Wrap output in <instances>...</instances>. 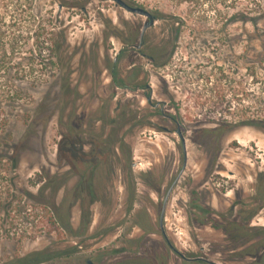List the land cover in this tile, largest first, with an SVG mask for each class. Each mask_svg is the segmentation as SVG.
Wrapping results in <instances>:
<instances>
[{"label": "rangeland", "instance_id": "1", "mask_svg": "<svg viewBox=\"0 0 264 264\" xmlns=\"http://www.w3.org/2000/svg\"><path fill=\"white\" fill-rule=\"evenodd\" d=\"M125 1L157 16L146 36L156 60L127 47L116 64L135 90L115 86L112 70L145 16L112 0H0V60L14 68L0 72V264L38 250L62 256L41 264H183L159 225L176 180L164 219L171 242L246 264L231 258L221 230L193 225L189 201L206 191L203 202L225 212L264 187V0ZM37 36L43 62L31 74ZM103 127L125 142L132 174L115 160L114 173L100 165L90 176L93 140L110 139ZM84 172L103 184L89 228L75 195ZM252 224L264 226V207Z\"/></svg>", "mask_w": 264, "mask_h": 264}, {"label": "trees", "instance_id": "2", "mask_svg": "<svg viewBox=\"0 0 264 264\" xmlns=\"http://www.w3.org/2000/svg\"><path fill=\"white\" fill-rule=\"evenodd\" d=\"M42 52L43 48L40 45V37L37 36L36 46L31 49V56L28 57L29 61L27 69L31 74L42 64ZM59 62L63 63L60 58L55 60L50 59L48 61L49 65H57ZM13 69L14 68L12 66H6L4 60H0V72L5 70V73L10 74ZM129 112L130 111H128V113ZM247 124L254 126L255 121H249ZM226 126L231 127L230 124ZM221 127L222 125L217 126L218 138L222 133ZM74 128L76 129L77 127L75 126ZM214 130H211L210 133H213ZM101 133L102 136L107 135L110 139L105 140L98 137L97 141L93 140L95 148H98L100 152H96V149L93 150V153L95 152L94 154L97 156H95V160L91 161L90 166H92L93 169L91 170L90 176L94 175L95 170L100 165H104L107 170L113 171L115 160L117 162L125 163L129 172L132 174L131 157L129 155H125L124 146H122L125 145V142L120 140V144L117 145V142L112 140L113 132H109V134H107L105 127H103V131ZM87 159L88 158H84L85 161H87ZM73 163L74 160L70 162L71 167ZM54 178L55 177H51L49 175V183L54 181ZM262 184L264 185V179ZM65 185L66 184L64 183H58L55 188L59 189ZM102 185L103 184L96 186V184L92 182V179H86V172H84L81 173L80 182L75 186V189L77 190L75 195L81 196V224H86V227L88 228L90 227L92 221V205L101 200L99 195L101 193ZM205 193L206 191L202 192L197 189L194 193H191L189 207L193 211L191 212V217L192 215H195V219H192L193 225H210L215 229L221 230L225 236L224 240L227 243V250L232 253V259L244 261L246 264H264V226H254L252 224V220L256 214L262 209V207H264V187L259 189L258 193L254 197L252 196L248 198V201L250 202H247L246 200H238L225 212L218 211L209 204H205V201L203 200ZM135 199L136 196L132 198V203L135 202ZM69 227H73L72 224H69ZM45 253V251H33L21 258H18L13 261V263L39 264L44 261H49V256Z\"/></svg>", "mask_w": 264, "mask_h": 264}, {"label": "flooded vegetation", "instance_id": "3", "mask_svg": "<svg viewBox=\"0 0 264 264\" xmlns=\"http://www.w3.org/2000/svg\"><path fill=\"white\" fill-rule=\"evenodd\" d=\"M113 1V0H112ZM115 2V1H114ZM127 2V1H126ZM128 3V2H127ZM117 4V3H116ZM130 4V3H129ZM118 6H120L119 4H117ZM130 5H132V4H130ZM132 6H136V5H132ZM120 7H122V6H120ZM141 7V6H140ZM123 8V7H122ZM144 8V7H143ZM125 9V8H124ZM146 9V8H145ZM126 10V9H125ZM146 10H148V9H146ZM83 11H87V6H84L83 7ZM153 16H154V18H155V20H154V23L151 25V26H149L146 30H145V32H144V34H143V29H144V26H145V23L147 22V21H149V17L148 16H146V15H143V14H138V13H133V12H130V13H133V14H137V15H141V16H145L146 17V20L144 21V23H143V26H142V28H141V31H140V35H139V37H138V39H137V42H136V39H128V40H126V39H123L124 41V43L125 42H127V43H129V44H131L130 46H123V48L122 49H120L118 52H117V54H116V57H115V59H114V66H113V70H112V78H113V83H114V85L115 86H117V87H122V88H125V89H128V90H135V89H137L136 87H134V86H129V85H127L126 83H124V82H121L120 80H119V78L116 76V64L118 63V60H119V57H120V55L124 52V51H126L128 48L127 47H132V48H134L140 55H142L143 57H147V58H150L151 59V61H155L156 60V58H155V56H153V55H150L147 51H148V48H147V39H146V36H147V32H148V30L151 28V27H153L154 26V24H155V21L157 20V16H156V14H154L152 11H150V10H148ZM129 12V11H128ZM132 38V37H131ZM129 49H131V48H129ZM145 89L147 90V91H149V90H151V86L150 85H145ZM147 100H148V102L149 103H151V104H153V101H152V96H151V94L149 95H147ZM154 107H159L160 106V103L159 104H155V105H153ZM161 110H162V112H163V108H161ZM163 114H164V112H163ZM165 115V114H164ZM178 129H180L181 130V128L180 127H178L177 129H176V133H177V130ZM181 132H182V134H183V136H184V133H183V131L181 130ZM178 134V133H177ZM179 135V134H178ZM180 137V136H179ZM184 138H185V136H184ZM180 139H181V137H180ZM181 141H182V139H181ZM182 144H183V141H182ZM185 145H186V139H185ZM183 148H184V145H183ZM99 151V149H97V151L96 152H98ZM100 152V151H99ZM186 152H187V150H186ZM95 153V152H94ZM93 153V154H94ZM184 153H185V150H184ZM87 154V153H86ZM85 154V152L84 153H82V156L84 157V158H88L90 155H86ZM92 154V155H93ZM95 156H97L96 154H95ZM90 159H91V156L87 159V162H90ZM94 159V158H93ZM185 162H186V165H187V157L185 156V161H184V166H183V169H185ZM92 169H93V167H92ZM182 169V170H183ZM181 170V171H182ZM184 171V170H183ZM172 186V185H171ZM170 189V188H169ZM169 191V190H168ZM173 191V190H172ZM172 193V192H171ZM168 194V193H167ZM171 195V194H170ZM167 196V195H166ZM170 197V196H169ZM166 198V197H165ZM168 204V203H167ZM93 206V205H92ZM163 209V208H162ZM162 212V211H161ZM161 216V215H160ZM165 219V218H164ZM160 222V221H159ZM140 225V224H139ZM159 225H160V231H161V234H162V236H163V238H164V241H165V243H166V246L172 251V252H174V253H176L180 258H181V260H182V262H183V264H217L216 262H213V261H211V260H209V259H207V258H205V257H203V256H193V255H187V254H184L182 251H180L172 242H171V240L169 239V237H168V234H167V232H166V230H165V227H164V222H163V224L161 225V223H159ZM38 251H42V250H38ZM33 252V251H32ZM46 252V251H45ZM46 255H47V252L45 253ZM27 255V254H26ZM45 255V256H46ZM25 256V255H24ZM47 256H49V261H44V262H41V263H49V262H54L55 260H57V259H61L62 258V256H61V253H54V254H48ZM17 260V259H16ZM13 261H15V260H12L11 262H9L8 264H16V263H13ZM90 261H92L94 264H97L95 261H93V259H88L86 262H87V264H90ZM41 263H39V264H41Z\"/></svg>", "mask_w": 264, "mask_h": 264}, {"label": "water", "instance_id": "4", "mask_svg": "<svg viewBox=\"0 0 264 264\" xmlns=\"http://www.w3.org/2000/svg\"><path fill=\"white\" fill-rule=\"evenodd\" d=\"M113 1H115L117 4H119L120 6H122L123 8H125L129 12L143 14V15H146V16L149 17V21H147L145 23V26H144V29H143V34H144L145 30L154 23V20H155L154 16L148 10H146L145 8L140 7V6H132L129 3H127L125 0H113ZM177 133L179 134V136L181 137V139L183 141L184 150H185V156L187 157L185 138H184V136H183V134H182L180 129L177 130ZM185 165H186V162H185ZM183 170L181 171V173L183 172ZM176 182H177V180L170 187V189L168 191V194H167V196H166V198L164 200L163 209H162L161 216H160L161 225L164 222L165 212H166L169 196H170L173 188L175 187ZM90 264H94V263L92 261H90Z\"/></svg>", "mask_w": 264, "mask_h": 264}]
</instances>
